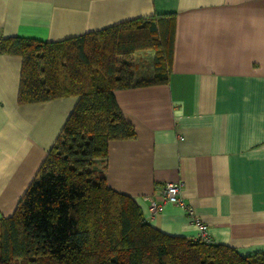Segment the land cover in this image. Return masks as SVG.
Returning a JSON list of instances; mask_svg holds the SVG:
<instances>
[{"label":"crops","instance_id":"crops-1","mask_svg":"<svg viewBox=\"0 0 264 264\" xmlns=\"http://www.w3.org/2000/svg\"><path fill=\"white\" fill-rule=\"evenodd\" d=\"M173 13L165 83L117 89L135 135L113 139L105 183L129 195L168 235L197 238L183 207L164 203L180 182L209 241L243 256L264 250V0H0V39L58 41ZM22 58L0 52V217L10 216L78 98L19 103ZM160 204L152 215L151 202Z\"/></svg>","mask_w":264,"mask_h":264},{"label":"trees","instance_id":"trees-1","mask_svg":"<svg viewBox=\"0 0 264 264\" xmlns=\"http://www.w3.org/2000/svg\"><path fill=\"white\" fill-rule=\"evenodd\" d=\"M174 20L133 19L58 41L0 39V52L22 58L19 103L78 98L15 210L0 217V264H264V250L243 256L153 228L91 165L110 140L135 135L114 92L168 80ZM149 49L153 72L138 78L132 55Z\"/></svg>","mask_w":264,"mask_h":264},{"label":"built area","instance_id":"built-area-1","mask_svg":"<svg viewBox=\"0 0 264 264\" xmlns=\"http://www.w3.org/2000/svg\"><path fill=\"white\" fill-rule=\"evenodd\" d=\"M180 191V182H168L162 186L160 197L164 203L177 204L183 207L187 214V217H189L191 222H193L199 230L197 238L202 239L203 241H209L208 228H206L207 225L200 221L191 206L185 204V202L181 198ZM148 206L152 215L156 214L161 208L160 204L155 201L151 202Z\"/></svg>","mask_w":264,"mask_h":264},{"label":"rangeland","instance_id":"rangeland-1","mask_svg":"<svg viewBox=\"0 0 264 264\" xmlns=\"http://www.w3.org/2000/svg\"><path fill=\"white\" fill-rule=\"evenodd\" d=\"M153 55L154 50H140L132 55L133 61H135L134 73L136 77H149L153 70ZM92 167L97 171L103 170V159L101 157L92 159Z\"/></svg>","mask_w":264,"mask_h":264}]
</instances>
